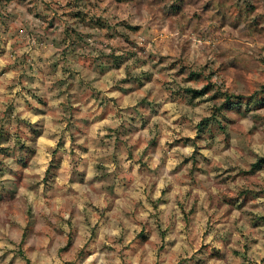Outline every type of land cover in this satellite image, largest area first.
Returning <instances> with one entry per match:
<instances>
[{
  "label": "rangeland",
  "instance_id": "1",
  "mask_svg": "<svg viewBox=\"0 0 264 264\" xmlns=\"http://www.w3.org/2000/svg\"><path fill=\"white\" fill-rule=\"evenodd\" d=\"M0 264H264V0H0Z\"/></svg>",
  "mask_w": 264,
  "mask_h": 264
},
{
  "label": "trees",
  "instance_id": "2",
  "mask_svg": "<svg viewBox=\"0 0 264 264\" xmlns=\"http://www.w3.org/2000/svg\"><path fill=\"white\" fill-rule=\"evenodd\" d=\"M188 92H191L193 94V97H197L198 95H201V92L200 91H196V90H193V89H188L187 90ZM202 124V123H199V125ZM201 127V125L199 126ZM258 164L255 163L253 164V167H256Z\"/></svg>",
  "mask_w": 264,
  "mask_h": 264
}]
</instances>
